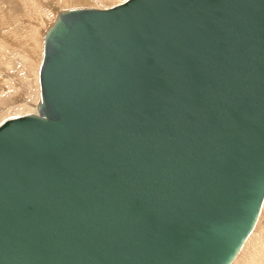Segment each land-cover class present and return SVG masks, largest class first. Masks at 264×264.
Here are the masks:
<instances>
[{"label":"water","instance_id":"obj_1","mask_svg":"<svg viewBox=\"0 0 264 264\" xmlns=\"http://www.w3.org/2000/svg\"><path fill=\"white\" fill-rule=\"evenodd\" d=\"M41 49L0 264H227L264 195V0L67 7Z\"/></svg>","mask_w":264,"mask_h":264},{"label":"bare ground","instance_id":"obj_2","mask_svg":"<svg viewBox=\"0 0 264 264\" xmlns=\"http://www.w3.org/2000/svg\"><path fill=\"white\" fill-rule=\"evenodd\" d=\"M88 1L89 0H23L22 4H24V6L22 12H16L11 15L8 14V12L6 13V11L5 12L0 11V35L3 34L4 35L3 37L7 38L6 41L3 38L2 39L0 38L1 82H3L2 80L5 78V76L10 75L7 73L11 72L8 70L12 67V61H11L12 58H10V53H13L12 54L13 59L14 57H16L15 53H17L18 57L29 60L31 65L37 66V71H38V65L41 59V52H42L41 49L42 34L47 26L46 21H43L45 19L44 16L47 12L48 18H51L50 16H52L53 14L51 15L49 13L53 11L56 14L59 9L58 6H56V4L53 3H57L58 5H60L59 7L63 9L62 7L63 5L83 6L89 4ZM98 1H101L108 5V4L119 3L123 0H114V1L98 0ZM46 9L48 10L46 11ZM26 17H28L29 20L23 19ZM22 20H25V22L27 21V23L24 22L25 24L23 26H18V24ZM37 21H39L40 24L44 23L43 25H45L46 23L44 29H42L41 31H39L38 29L40 24L39 25L35 24ZM36 53H37V59L32 58V56L33 57L36 56ZM11 74L14 75L13 72ZM12 75L10 76L14 78V76ZM35 75L36 73H34V77ZM37 76L38 74L36 75V78ZM12 84L9 81H5L0 85L1 87L3 86L2 89L4 90L8 87L9 88L12 87L13 86ZM34 109H35V105L32 111H34ZM5 118H7V116L3 117L2 120H4ZM263 229H264V195L260 202L258 212L251 229L249 230L244 240L240 244L234 257L227 264H236L238 260L241 258H242V264H264V232L262 233ZM249 248H251L250 252L247 251Z\"/></svg>","mask_w":264,"mask_h":264},{"label":"rangeland","instance_id":"obj_3","mask_svg":"<svg viewBox=\"0 0 264 264\" xmlns=\"http://www.w3.org/2000/svg\"><path fill=\"white\" fill-rule=\"evenodd\" d=\"M23 1V0H22ZM21 0H0V11H6L8 14H13L16 12H22L24 4H22ZM114 1V0H113ZM89 4L83 5V6H95V7H108L113 4H105L101 1L98 0H89ZM58 6L59 9H61L57 3H53ZM72 6H78V5H63V8L67 7H72ZM82 6V5H80ZM50 9V8H49ZM58 9V10H59ZM48 9H46L47 11ZM24 13V12H23ZM25 14V13H24ZM49 14H53L50 16L51 18H48V14L46 12L45 14V19L43 21H46V23H50L51 20L54 18L56 15L55 12H50ZM26 15V14H25ZM53 17V18H52ZM23 19H28V17L23 18ZM22 20L18 26H23L27 21ZM45 23V25H46ZM35 24L39 25V21H37ZM44 23H41L40 26L38 27L39 31L44 29L45 25ZM4 35L1 34L0 38L4 39L5 41L7 40L6 37H3ZM13 53H10V58H12V67L8 69L11 71L10 74L13 72L14 78L11 77L10 75L5 76V78L2 80L3 82L9 81L13 86L8 87L6 89H2L0 85V121L3 119V117H11L14 115H18L21 113L25 112H30L33 110V107L36 103V100L39 96V83H38V76L36 78V75L38 74L37 71V66L31 65L29 60H26L24 58L18 57L17 53L16 57H12ZM32 58L37 59V53L36 56H32ZM33 61V60H32ZM34 73H36L34 77ZM8 78V79H7ZM0 80V84H2ZM28 92V93H27ZM16 94V95H15ZM13 97V98H12ZM264 232V229L262 230V233ZM248 252L251 251V248L247 250ZM236 264H242V258L238 260Z\"/></svg>","mask_w":264,"mask_h":264}]
</instances>
